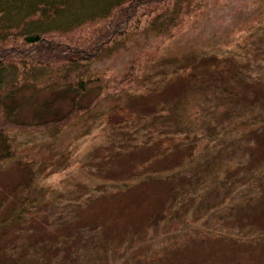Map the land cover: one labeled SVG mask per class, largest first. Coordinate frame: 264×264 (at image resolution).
I'll return each mask as SVG.
<instances>
[{"label":"rangeland","instance_id":"374dc122","mask_svg":"<svg viewBox=\"0 0 264 264\" xmlns=\"http://www.w3.org/2000/svg\"><path fill=\"white\" fill-rule=\"evenodd\" d=\"M59 1L71 0L41 4L43 16ZM257 1L220 0L173 40L182 66L132 89L79 141L73 167L43 177L15 160L0 171V264H264V24L236 32ZM131 48L94 68L122 70ZM189 93L202 105L191 126L163 125L156 114ZM198 175L195 191L180 188ZM240 175L258 188L232 183ZM225 184L245 198L229 201Z\"/></svg>","mask_w":264,"mask_h":264},{"label":"trees","instance_id":"16d2710c","mask_svg":"<svg viewBox=\"0 0 264 264\" xmlns=\"http://www.w3.org/2000/svg\"><path fill=\"white\" fill-rule=\"evenodd\" d=\"M80 1H67L66 6L59 1V7L52 6L51 13L43 16L40 6L47 9L51 0H0V12L9 10L0 13V171L15 160L36 164L43 177L73 167L78 162L74 153L79 141L90 136L103 118L121 110L132 89L151 85L168 69L182 66L172 41L220 3L104 0L94 6L89 0L83 12L72 14L70 9ZM256 3L257 11L236 32L249 34L264 24V0ZM67 14L71 19L63 20ZM24 16L35 18L23 21ZM131 46L136 52L122 70L94 68L122 50H132ZM199 98L200 94L189 93L169 117L156 115L163 125L190 127L202 107ZM159 131L165 132L164 128ZM202 176L196 177L193 188L191 184L180 188L195 191ZM232 180L252 189L259 184L257 178L251 177L250 183L244 175ZM226 186L233 190L226 193L229 201L238 194L245 198L239 184ZM78 187L76 195L82 189ZM186 198H181L183 206L188 205ZM22 203L26 205L28 199Z\"/></svg>","mask_w":264,"mask_h":264}]
</instances>
